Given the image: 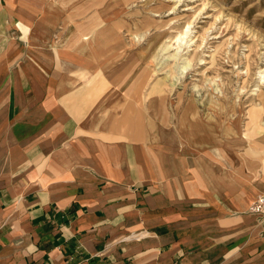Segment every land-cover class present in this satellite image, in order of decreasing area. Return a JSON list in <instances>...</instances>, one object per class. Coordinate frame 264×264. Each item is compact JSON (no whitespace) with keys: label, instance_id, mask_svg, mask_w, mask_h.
<instances>
[{"label":"crops","instance_id":"obj_1","mask_svg":"<svg viewBox=\"0 0 264 264\" xmlns=\"http://www.w3.org/2000/svg\"><path fill=\"white\" fill-rule=\"evenodd\" d=\"M66 4L0 0V264H264V135L159 130L140 52Z\"/></svg>","mask_w":264,"mask_h":264},{"label":"rangeland","instance_id":"obj_2","mask_svg":"<svg viewBox=\"0 0 264 264\" xmlns=\"http://www.w3.org/2000/svg\"><path fill=\"white\" fill-rule=\"evenodd\" d=\"M30 1L71 3L73 17L139 51L142 105L159 130L204 131L239 148L261 141L264 0Z\"/></svg>","mask_w":264,"mask_h":264},{"label":"built area","instance_id":"obj_3","mask_svg":"<svg viewBox=\"0 0 264 264\" xmlns=\"http://www.w3.org/2000/svg\"><path fill=\"white\" fill-rule=\"evenodd\" d=\"M250 211L264 217V195L258 197L252 204Z\"/></svg>","mask_w":264,"mask_h":264},{"label":"bare ground","instance_id":"obj_4","mask_svg":"<svg viewBox=\"0 0 264 264\" xmlns=\"http://www.w3.org/2000/svg\"><path fill=\"white\" fill-rule=\"evenodd\" d=\"M183 33V32H182ZM181 38V37H180ZM179 38V39H180ZM183 38V37H182ZM203 41V40H202ZM201 42V41H200ZM181 43V42H180ZM183 44V43H182ZM183 46V45H182ZM175 52V51H174ZM177 53H175V55H176ZM179 55H181V53L179 54ZM170 57V56H169ZM201 61V60H200ZM186 63V62H185ZM186 64H188V62L186 63ZM186 64H184V65H186ZM177 78V77H176ZM174 81H175V79H174Z\"/></svg>","mask_w":264,"mask_h":264}]
</instances>
